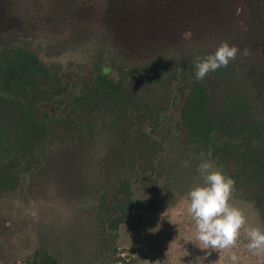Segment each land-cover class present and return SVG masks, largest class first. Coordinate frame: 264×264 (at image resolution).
Segmentation results:
<instances>
[{"label": "rangeland", "instance_id": "obj_1", "mask_svg": "<svg viewBox=\"0 0 264 264\" xmlns=\"http://www.w3.org/2000/svg\"><path fill=\"white\" fill-rule=\"evenodd\" d=\"M16 41L59 65L70 84L62 109L43 105L52 116L64 117L73 97L88 91L105 52L145 62L162 54H212L225 41L240 49L235 60L254 79L264 110V0H0V45ZM128 135L126 126L115 137L81 134L69 147L57 145L34 176L22 174L18 191L0 192V264H25L41 249L63 264H191L208 251L204 264H230L231 252L238 264H264V254L245 248L243 232L236 248L219 253L193 242L187 194L203 183L198 165L213 160L187 150L173 133L160 175L133 184L136 206L119 231L118 255L104 251L102 221L110 216L113 183L129 168ZM234 193L231 203L264 229L254 204Z\"/></svg>", "mask_w": 264, "mask_h": 264}, {"label": "trees", "instance_id": "obj_2", "mask_svg": "<svg viewBox=\"0 0 264 264\" xmlns=\"http://www.w3.org/2000/svg\"><path fill=\"white\" fill-rule=\"evenodd\" d=\"M207 55L191 51L128 62L105 52L88 91L75 95L67 114L57 117L43 105L65 104L70 84L59 65H47L23 42L0 45V192L18 191L22 174L34 176L57 145L69 147L84 133L115 137L126 126L130 164L113 183L110 216L102 221L104 251L118 255L119 231L136 206L133 184L160 175L170 133L232 177L236 199L253 203L264 224V110L258 87L236 60L197 81L194 58ZM25 264L63 263L41 249Z\"/></svg>", "mask_w": 264, "mask_h": 264}, {"label": "clouds", "instance_id": "obj_3", "mask_svg": "<svg viewBox=\"0 0 264 264\" xmlns=\"http://www.w3.org/2000/svg\"><path fill=\"white\" fill-rule=\"evenodd\" d=\"M240 49L237 46L222 42L214 53L201 58L196 56L195 77L202 81L210 72L226 68L236 59ZM243 55H250L245 48ZM203 183L193 187L188 192L187 212L191 216L194 226V243L201 250L220 252L237 247L243 232L247 243L245 248L253 255L264 254V229L251 225L245 213L231 203L235 180L216 167L213 161H202L197 168ZM211 251L205 256L197 257L191 264H204ZM230 264H238L235 252L229 255ZM211 264H219V260Z\"/></svg>", "mask_w": 264, "mask_h": 264}]
</instances>
